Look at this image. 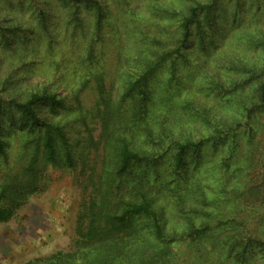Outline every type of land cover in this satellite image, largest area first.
<instances>
[{
	"label": "rangeland",
	"instance_id": "rangeland-1",
	"mask_svg": "<svg viewBox=\"0 0 264 264\" xmlns=\"http://www.w3.org/2000/svg\"><path fill=\"white\" fill-rule=\"evenodd\" d=\"M28 1L0 0V97L23 101L30 91L45 90L62 99L64 110L59 111L53 121L64 126L75 168L65 170L59 163L46 167L42 159L39 161V189L25 196L11 220L0 223V264H26L58 252H71L86 240L85 235L91 227H98V231L106 229L104 235L93 237L94 245L105 241L104 249L116 248L117 237L115 233L107 234V220L91 215V201L100 200L97 188L102 185L101 179L114 178V152L123 139L138 137L129 143L141 150L140 145L133 144L141 143L139 137L143 135L144 127L152 130L151 139L158 142L161 136L157 130L164 126L167 133L162 136L163 143L197 141L200 135L197 128L202 120L198 113L203 110L192 111L188 106L192 98L197 99L196 105L213 106L210 113L213 117H231L236 113L233 106L216 105L218 91L213 85L216 78L226 89L234 80L239 81L235 90L242 92H252V86H258L259 83H255L264 80L263 76L244 84L237 75L241 64L257 73L264 70V14H254L245 5H239L238 22L230 27L233 12L230 7L228 14L217 20L220 24L216 27L214 50L207 48L206 54L200 52L198 60L184 71L186 78H197L198 71H204L206 81L195 79L196 85H207L204 93L197 94L196 86L183 92L179 99L185 101L186 109L180 103L168 100L175 111L168 109L170 116L164 121V115L154 114L157 102L165 96L163 83L167 75L165 70L159 71L155 87L152 84L148 87L152 92L147 104L150 117L142 116L140 123L135 117L130 124L132 128L127 129L126 118L130 117L134 102L125 99L124 95L130 75L139 67L131 61L137 55L135 45L143 31H151L147 14L149 0H98L104 21L101 40L92 45L91 52L92 16L80 10L76 14L77 22L66 23L64 10L56 8L54 1L33 0L34 13L38 8L51 11L46 22L47 28L53 31L54 42L47 48L40 25L33 21V10L27 9ZM223 4H227L225 0ZM203 59H207V64L201 70L199 65ZM181 75L180 71L178 76ZM209 78L213 80L209 82ZM221 97L227 102L232 101L225 93ZM217 101H220V94ZM171 112H174L173 116ZM40 116L45 119L48 113L43 111ZM9 118L11 115L6 117L3 131L6 159L0 157V191L23 181L33 151L31 138H24ZM250 127L251 132L240 129L232 137L228 135L223 144L227 146L217 148L219 154L210 152L209 147L187 152L186 160L190 166L198 162L201 182L193 185L195 196L182 197V191L168 189L162 182L168 175L167 168L158 166L162 179L154 182L152 199L162 208L167 226L182 231L190 217L204 207L217 218L240 222L239 230L252 237L255 245L264 242V106L256 111ZM204 184L223 188L209 190ZM217 237L212 234L210 242L216 243ZM186 247L185 243L171 245L174 254L191 262L193 257ZM212 247L216 250H207L205 260L208 261L210 256L223 261L226 248L223 247L221 255L218 244ZM254 248L255 252L261 249ZM247 261V264H262L254 258Z\"/></svg>",
	"mask_w": 264,
	"mask_h": 264
},
{
	"label": "trees",
	"instance_id": "trees-1",
	"mask_svg": "<svg viewBox=\"0 0 264 264\" xmlns=\"http://www.w3.org/2000/svg\"><path fill=\"white\" fill-rule=\"evenodd\" d=\"M50 1H54L56 8L61 7L64 10L66 23L77 22L76 14L80 10L93 17L94 30L89 48L91 52L92 45L101 40L104 21L101 3L98 0H48ZM149 1L147 14L150 16L151 31H143L142 37L135 45L134 51L137 55L131 61L137 63L139 67L130 75L131 80L124 95L125 99L134 102L131 103L130 117L126 118L129 124L124 122L127 129L132 128L130 124L135 117L140 123L142 116L148 115L147 104L152 98V92L148 87L152 85L155 87V77L159 71L165 70L167 75L163 83L165 96L157 102L154 114L164 115V121L170 116L168 109L175 111V107L170 106L168 100H174L186 109L185 101L179 99L183 92H188L190 88L196 86L197 94L204 93L207 85H196L195 80L206 81L203 79L206 78L204 71H198L197 78H186L184 71L198 60L200 52L206 54L207 48L214 50L216 27L220 24L217 20L228 14L226 12L230 7L233 8L230 27L232 24L236 26L238 22L239 5H245L247 10L254 14H264V0H225L227 4H223V0ZM244 1L245 3L242 4ZM26 6L28 10H33V21L40 25L42 38L46 47L50 48L54 42L53 31L47 28L46 21L51 16V11L38 8L34 13L33 0H29ZM220 11L221 14L218 13ZM206 64L207 59H203L199 65L200 69L202 70ZM240 66L242 68L237 75L241 83L248 84L264 76V70L257 73L253 68H246L245 64ZM180 71L183 75L178 76ZM208 80L211 82L213 79ZM238 84L239 81L234 80L226 89L218 83V77L213 84L214 90L218 91L215 99L217 107L235 108L236 113L231 117L225 115H222V118L213 117L210 115L213 106L196 105L197 99H191L188 106H191L192 111L198 113L199 109L203 110L198 113L202 120L197 128L200 133L197 141L172 139L174 141L169 140V144L163 143L162 136L167 133V127L163 126L157 130L158 136L161 137L158 142H154L151 139L152 130L143 126V135L139 137L141 143L133 144L140 145L141 150L133 148L129 143L130 140L134 141L138 138L132 136L123 139V143L115 149L116 167L112 170L114 178L101 179L102 185L97 188L100 190V200L91 201V215L95 219L102 217L107 220L109 227L107 234L115 233L117 237L116 248L104 249L105 241L94 245L93 237L98 234L104 235L106 229L98 231V227H91L89 234L85 235L86 240L80 242L71 252H58L45 259L26 264H111L113 262L117 264H247L249 258L262 261L264 264V242L255 245L252 237L245 231L239 230L240 222L232 218H217L211 210L201 206L202 210L190 217L185 228L177 232L174 226H167L163 220L162 208L152 199L151 188L154 182L162 179L158 166L164 165L167 168L168 175L164 176L162 182L168 189L182 191V197L195 196L196 189L193 185L195 182L197 184L201 182L197 172L198 162L190 166L186 160L187 152L209 147L210 152L219 154L220 150L217 148L222 149L227 146L223 144L226 143L228 135L232 137L233 133L240 129L243 132L252 131L250 127L252 117L264 106V80L256 82L255 85L258 86H252L254 87L252 92L236 91L235 86ZM223 93L227 98H232V101L227 102L223 99L221 97ZM219 94L220 101H217ZM17 100L15 97L6 99L0 97V157L6 159L3 131L5 119L9 115L12 117L8 119L11 125L14 126L15 123L16 129H19L24 138H31L33 151L23 181L0 191V223L11 220L25 196L39 189L38 164L41 159L46 167L56 166L59 163L65 170L75 168L64 126L58 121H53L58 112L64 110V101L45 90L30 91L23 101ZM43 111L48 113L45 119L40 116ZM173 114L174 112H171V116ZM152 172L157 173L151 175ZM204 186L214 191L223 188L206 184ZM194 206L198 208L197 203ZM212 234L218 235L215 239L216 243L210 242ZM175 243L186 244V250L190 251L193 257L191 262L173 253L171 245ZM217 244L221 255H223V247L226 248L224 262L210 256L208 261L205 260L207 259L205 252L215 251L216 248L212 246ZM256 246L261 248L258 249L260 251H254ZM249 264L253 263L249 262Z\"/></svg>",
	"mask_w": 264,
	"mask_h": 264
}]
</instances>
